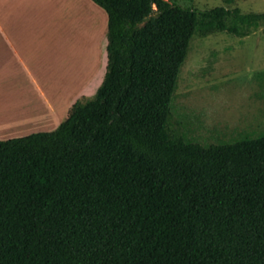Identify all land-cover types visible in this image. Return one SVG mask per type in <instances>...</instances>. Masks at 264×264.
I'll return each mask as SVG.
<instances>
[{"label":"trees","instance_id":"16d2710c","mask_svg":"<svg viewBox=\"0 0 264 264\" xmlns=\"http://www.w3.org/2000/svg\"><path fill=\"white\" fill-rule=\"evenodd\" d=\"M92 1L107 13L95 97L0 139V264H264V132L202 144L170 124L193 38L247 37L264 12Z\"/></svg>","mask_w":264,"mask_h":264},{"label":"rangeland","instance_id":"374dc122","mask_svg":"<svg viewBox=\"0 0 264 264\" xmlns=\"http://www.w3.org/2000/svg\"><path fill=\"white\" fill-rule=\"evenodd\" d=\"M171 1L200 9L227 6L264 12V0H235L231 4L226 0ZM65 3L53 15L57 18L52 25L51 19L15 25V51L6 47L0 34L1 47L5 46L0 59L4 54L2 62L9 59L11 63L0 64L2 135L24 137L59 126L40 127L48 110L31 73L43 89L46 81L58 76V82L50 85L64 98L59 101L64 106L62 121L68 117L67 105L73 104L77 92L93 99L102 83L107 52L99 30L107 13L81 0ZM170 124L177 134L202 144L264 132V26L247 37L219 32L193 38L179 76Z\"/></svg>","mask_w":264,"mask_h":264},{"label":"crops","instance_id":"0c3cea01","mask_svg":"<svg viewBox=\"0 0 264 264\" xmlns=\"http://www.w3.org/2000/svg\"><path fill=\"white\" fill-rule=\"evenodd\" d=\"M67 1L66 0H0V34H2L4 38L3 42L5 43L6 47L8 45L10 48L14 49V51L16 50L14 46L15 38H16L15 25L19 23L25 24L29 20L40 21L47 19H51V25H52L54 24L52 22L54 21V18H57V16L54 17L53 15L55 14V12H57V10L58 12L62 10L64 4H66L65 2ZM81 1L95 4L92 0H81ZM104 19L105 20L99 30V36H100V41L102 37L104 38L103 42L105 44V33L107 29V14L106 15L104 14ZM39 25L40 22L37 23V26ZM11 33L13 36L10 39ZM4 48L5 46H3L2 48L0 44V53ZM4 57L5 56L3 54V57H1L2 59H0V64H11L8 62L9 59L2 62ZM21 63L27 64L23 61H21ZM31 75L33 79H35L36 81L37 88L40 90L44 99L43 101L46 104V109L48 110L47 114L43 117V119L40 120L42 121V125H40V127L42 126V128L45 127L47 129H51L55 126H58V124L60 125L63 122L62 119L64 118L63 115L64 106H62L63 103H60L59 101L61 99L63 102L64 98H60V95H58L59 93L58 88H55L57 91H54L55 90V89L53 90L54 87L52 88L50 85L51 83L58 82V76L53 77L51 79V82L46 81V89H43L42 86L37 82L35 76L32 73ZM62 87H63V83H62ZM51 88L52 91H50ZM48 91L52 92V94L50 95ZM79 93L80 91L77 92L73 98H75V96L76 99L80 97L78 96ZM70 105L72 104L67 105L69 106V109L71 107ZM9 136L12 135H2L0 133V138H9Z\"/></svg>","mask_w":264,"mask_h":264}]
</instances>
